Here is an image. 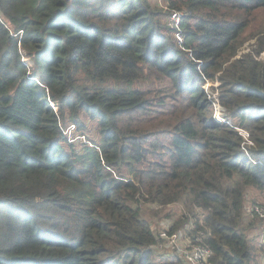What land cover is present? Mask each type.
<instances>
[{"label":"trees","instance_id":"1","mask_svg":"<svg viewBox=\"0 0 264 264\" xmlns=\"http://www.w3.org/2000/svg\"><path fill=\"white\" fill-rule=\"evenodd\" d=\"M260 10L0 0V264H182L155 261L144 203L180 204L210 264H259L243 208L247 188L264 194V25L237 54ZM205 84L232 126L213 121ZM89 121L98 139L75 146L65 129Z\"/></svg>","mask_w":264,"mask_h":264},{"label":"rangeland","instance_id":"2","mask_svg":"<svg viewBox=\"0 0 264 264\" xmlns=\"http://www.w3.org/2000/svg\"><path fill=\"white\" fill-rule=\"evenodd\" d=\"M180 11H184V10H180ZM248 19L250 21L249 26L246 28V31L242 36V39H244V41L241 43V46L239 47L238 50L239 53L237 54V56L254 53V50L256 48V40H257L256 32L264 25V10L255 11L252 14H249ZM261 56H263L264 58V55ZM145 87L148 88L146 85ZM160 87H161L160 89H163V84ZM215 87L216 84H214L213 88H211L210 85H207L206 87V92H208L210 99L212 100L216 99L217 91ZM148 89L152 90L154 93H156L157 91V88H148ZM157 95H162V94L158 92ZM88 127L89 129H84L85 140L87 142H89L88 139L97 140L98 138H96V135L93 131V124L90 121L88 122ZM81 134H83V131L81 129H77L76 132L73 133L75 137H79ZM79 141L81 140H78V138L74 139L75 146H79L80 144H82ZM256 208H260L264 211V194L256 189L247 188L244 198L243 228L247 236L251 239L252 243L254 245H258L259 256H260L259 264H264V259L260 247V239L264 234V220L255 211ZM141 209H142V215L145 216L148 221H150L152 230L155 235L156 234L159 235L160 233L163 232H169V234L177 233L179 234L180 239L176 241V245L179 247H181L183 242H187L185 235H192V232H190V230H192L193 227V225H191L192 220H190L189 222L187 219L184 218L186 217V214L183 213L180 204H171L167 207H158L155 205L144 203L142 204ZM172 227L175 228L173 231L171 230ZM183 227H186V230L183 229ZM163 243L164 241H161L160 244ZM172 247L173 246H168L160 249L155 255L156 256L155 261H157L158 259L164 260L166 259V257L176 254L181 260L182 264H184L182 259L183 254L180 253L181 256L180 257L177 252V249L176 248L173 249Z\"/></svg>","mask_w":264,"mask_h":264},{"label":"built area","instance_id":"3","mask_svg":"<svg viewBox=\"0 0 264 264\" xmlns=\"http://www.w3.org/2000/svg\"><path fill=\"white\" fill-rule=\"evenodd\" d=\"M182 16L181 12H173L170 14L169 19L171 21L172 27L175 29H178V24L180 21V18ZM175 36L179 43H181L182 38L178 32L175 33ZM208 84H205L204 88L206 90ZM214 99V98H213ZM50 106L56 110V107L53 103L50 102ZM212 119L216 124L224 125L227 124L228 126H232V120L227 116L225 109L219 105V102L215 99L213 101L212 105ZM75 126H69L65 129V133H67L68 137L72 136L71 132L74 130ZM234 127V126H233ZM234 129L237 131L238 135L242 139V145L251 146L252 142L250 140V133L245 130L238 127H234ZM76 130V129H75ZM78 138V140H81L83 142H87L85 140L84 134H81ZM80 142V141H79ZM91 145V144H90ZM255 211L264 219V211L260 208H256ZM156 236V244L154 245V253L157 254V252L162 249L163 247L173 246L172 248H176L177 252L180 256V253L183 255V263L184 264H210V258H211V250L208 247L202 246L197 242H193L190 235H185V238L187 242H183L181 247L176 245V241L180 239L179 234H169V232H163ZM198 240V239H197ZM161 241H164L163 244H160ZM260 247H261V253L264 259V234L262 235L260 239ZM165 257V256H162ZM181 257V256H180Z\"/></svg>","mask_w":264,"mask_h":264},{"label":"water","instance_id":"4","mask_svg":"<svg viewBox=\"0 0 264 264\" xmlns=\"http://www.w3.org/2000/svg\"><path fill=\"white\" fill-rule=\"evenodd\" d=\"M0 14H1V11H0Z\"/></svg>","mask_w":264,"mask_h":264}]
</instances>
